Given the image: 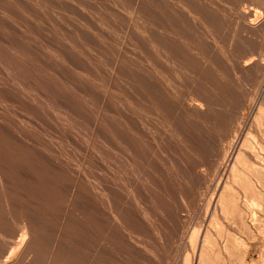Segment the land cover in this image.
Here are the masks:
<instances>
[{
	"label": "rangeland",
	"instance_id": "374dc122",
	"mask_svg": "<svg viewBox=\"0 0 264 264\" xmlns=\"http://www.w3.org/2000/svg\"><path fill=\"white\" fill-rule=\"evenodd\" d=\"M260 109L264 0H0V264H264Z\"/></svg>",
	"mask_w": 264,
	"mask_h": 264
},
{
	"label": "bare ground",
	"instance_id": "6f19581e",
	"mask_svg": "<svg viewBox=\"0 0 264 264\" xmlns=\"http://www.w3.org/2000/svg\"><path fill=\"white\" fill-rule=\"evenodd\" d=\"M261 106H262V105H261ZM260 110H262V109H260ZM260 110H258V111H260ZM262 111H264V110H262ZM262 111H261V112H262ZM261 112H260V114H262ZM260 116H263V119H264V113H263V115H260ZM257 118H258V117H257ZM259 118H260V117H259ZM259 118L257 119L258 121L260 120ZM261 119H262V117H261ZM257 120H256V121H257ZM262 121H263V120H262ZM256 123H257V122H256ZM261 124L264 125L263 122H262ZM261 124L259 123V126H260V127H261ZM257 127H258V126H257ZM257 127H256V128H257ZM260 127H258V128H260ZM248 131H249V130H248ZM252 133H253V132H252ZM262 134H263V133H262ZM235 136H236V135H235ZM250 136H251V135H250ZM243 138H244V137H243ZM246 138H247V137H246ZM238 139H239V138H238ZM241 139H242V138H241ZM257 139H258V138H257ZM242 140H243V141H241V142H242L241 145H244V146H245V147L243 148V149H244V152H247L248 154H247V153H244L243 151H241L242 148H241L240 150L237 151L236 156H235V158H234V162H233V164H232V168H231L233 173H231V174L233 175L234 178H237V177L240 175V173H241L240 171H241V170H239V168H237L236 164H237V163H240V164H242V165H244V166L246 167V166H247V163H246V162H248V161L251 162L252 159H253L254 162H251V164H253L254 167L257 168V169L255 168L256 170L253 169V171L255 170V172H256V171L258 170L257 173H256L257 176H258V175H260V176L263 175V173H264L263 170H262L263 167L255 166V164L257 165L258 163L256 162V159H257V158H255V157H256L255 155H257V154H254L255 152L253 153V149H255V148H253V149L251 148V147H253L254 145L250 146V145H249V142H250V141L248 142L246 139H242ZM248 140H249V139H248ZM234 142H235V141H234ZM258 142H260V140H259ZM262 142H263V141H262ZM256 144H257V143H256ZM241 145H240V147H241ZM262 145H263V144H262ZM233 147H234V146H233ZM233 147H232V148H233ZM242 147H243V146H242ZM259 147H260V146H259ZM257 148H258V146H257ZM230 149H231V148H230ZM225 150H226V149H225ZM232 151H233V150H232ZM256 152H257V151H256ZM216 153H217V152H216ZM243 153H244V154H243ZM232 155H233V154H232ZM257 156H258V155H257ZM230 158H231V157H230ZM260 158H261V157H260ZM232 159H233V158H232ZM226 161H227V160H226ZM250 162H249V163H250ZM259 163H260V162H259ZM230 165H231V164H230ZM249 166L252 167V165H249ZM210 168H211V167H210ZM242 168H244V167H242ZM246 168H247V167H246ZM242 171H243V170H242ZM251 171H252V170H251ZM253 171H252V172H253ZM246 172H247V171H246ZM248 172H249V171H248ZM244 173H245V172H244ZM258 173H259V174H258ZM241 174H242V173H241ZM227 175H228V174H227ZM242 175H243V174H242ZM247 175H248V174H247ZM260 176H258V177H260ZM263 176H264V175H263ZM247 177H248V176H247ZM231 178H232V177H231ZM248 178H250V177H248ZM260 178H262V177H260ZM256 179H257V178H256ZM256 179H255V180H256ZM258 179H259V178H258ZM241 180H242V182H244L243 179H241ZM248 180H249V179H248ZM263 180H264V179L262 178L261 183L259 182L261 185H262V182H264ZM238 181H239V180H238ZM258 181H260V180H258ZM233 182H235V181H233ZM242 182H241V183H242ZM245 182L248 183V181H245ZM255 182H256V181H255ZM251 183H252V186H250ZM260 184H259V185H260ZM222 185H223V184H222ZM253 185H254L253 182H250L249 185H247V188H249L250 190H252V193H253V191H254V192L257 191V194L259 193L258 195H261V193H260V192H261V191H260L261 188H260V187H263V186H260V187H259L260 190H258L256 187L254 188ZM259 185H258V186H259ZM225 186H227V187H225V189H228V191L230 192V190H231L232 188L230 187V188H231V189H230V188L228 187V185H226V184H225ZM254 186H255V185H254ZM243 187H244V186H243ZM225 189H224V190H225ZM243 189H244V188H243ZM245 189H246V188H245ZM249 189H247V191H249ZM263 190H264V189H263ZM228 191H225V192H223V193L226 194ZM247 191H246V192H247ZM229 192H228V193H229ZM228 193H227V194H228ZM248 193H251V191H249ZM252 193H251V194H252ZM263 193H264V192H263ZM225 194H224V196L227 195V194H226V195H225ZM244 194L246 195V193H244ZM257 194H256V195H257ZM228 195H229V196H232V193H231V194L229 193ZM228 195H227V196H228ZM248 195H249V194H248ZM252 195L254 196L255 194H252ZM252 195H251V196H252ZM221 196H223V195L221 194ZM224 196H223V197H224ZM236 197H237V196H236ZM255 197L257 198V196H255ZM260 197H261V196H260ZM211 198H212V197H211ZM226 198H228V197H224V199H226ZM231 198H232V197L229 198V201L231 200ZM237 199H238V198H237ZM253 199H254V198H253ZM232 200H233V198H232ZM245 200H246V199H245ZM254 200H255V199H254ZM229 201H228V202H229ZM231 202H232V201H231ZM233 202H234V201H233ZM236 202H237V200L235 199V202H234V203L236 204ZM251 202H252V201H251ZM251 202H249V203H251ZM253 202H254V201H253ZM256 202L258 203V201H256ZM256 202H255V203H256ZM219 203H220V202H219ZM223 203H224V201H223ZM226 203H227V202H226ZM246 203H247V202H246ZM231 204H232V203H231ZM231 204H230V205H231ZM253 204H254V203H253ZM258 204H259V203H258ZM221 205H222V204H221ZM232 205H233V204H232ZM247 205H248V204H247ZM251 205H252V204H251ZM251 205H250V206H251ZM212 206H213V205H212ZM222 206H223V205H222ZM261 206H262V205H261ZM226 207H228V206H226ZM230 207H231V206H230ZM259 207H260V206H259ZM228 208H229V207H228ZM234 208H235V207H234ZM222 209H223V207H222ZM231 209H232V208H231ZM235 209H238L237 206H236ZM240 209H241V208H240ZM240 209H239V210H240ZM241 210H242V209H241ZM241 210H240V211H241ZM229 211H230V210H229ZM231 211H233V210H231ZM242 211H243V210H242ZM242 211H241V212H242ZM215 212H216V211H215ZM234 212H235V211H234ZM237 212H238V211H237ZM239 214L241 215V213H239ZM232 215H233V213H232ZM234 215H235V214H234ZM240 215H238V216H240ZM242 215H243V214H242ZM230 218H231V217H230ZM209 219H210V218H209ZM240 219H241V218H240ZM257 219H258V218H257ZM213 220H214V219H213ZM233 220H234V219H233ZM242 220L245 221L244 219H242ZM242 220H241V221H242ZM254 221H255V220H254ZM258 221H259V219H258ZM239 222H240V221H239ZM252 222H253V221H252ZM212 223H213V222H212ZM217 223H218V222H217ZM217 223H216V224H217ZM229 223H230V222H229ZM229 223H228V224H229ZM243 223L245 224L246 221L243 222ZM253 223H254V222H253ZM259 223H260V222H259ZM218 224H219V223H218ZM240 224H241V223H240ZM260 224H261V223H260ZM235 227H236V226H235ZM192 233H193V232H192ZM204 233H205V232H204ZM206 234H207V232H206ZM209 235H210V234H209ZM232 235H233V234H232ZM212 236H213V235H212ZM212 236H211V237H212ZM228 236H229V235H228ZM19 237H20V236H19ZM207 237H208V235H207ZM228 238H229V237H228ZM232 238H233V236L231 237V239H232ZM212 239H213V238H212ZM233 239H234V238H233ZM210 241H211V240H210ZM210 241H209V242H210ZM212 241H213V240H212ZM228 241H229V240H228ZM231 241H232V240H231ZM213 242H214V241H213ZM202 243H205L204 240H203ZM227 243H230V241L227 242ZM209 244H210V243H209ZM192 245H193V244H192ZM201 246H202V245H201ZM208 246H209V245H208ZM211 246H212V243H211ZM202 247H203V246H202ZM202 247H201V248H202ZM209 247H210V246H209ZM203 248H204V247H203ZM203 248H202V249H203ZM211 248H212V247H211ZM207 249H208V248H207ZM207 249H206V250H207ZM204 250H205V249H203L202 251H204ZM211 250H212V249H211ZM198 251H199V250H198ZM200 251H201V250H200ZM207 251H208V250H207ZM209 251H210V250H209ZM210 252H211V251H210ZM204 253H205V251H204ZM211 253H212V252H211ZM207 254H209V253H207ZM200 255H201V253H200ZM200 255H199V257H201ZM204 255H205V254H204ZM197 256H198V255H197ZM206 256H207V255H206ZM206 256H205V257H206ZM208 256H209V255H208ZM208 256H207V257H208ZM207 257L204 258V259H207ZM197 261H198V260H197ZM204 261L207 262V260H204ZM200 263H201V262H200ZM200 263H199V264H200ZM202 263H203V262H202Z\"/></svg>",
	"mask_w": 264,
	"mask_h": 264
}]
</instances>
